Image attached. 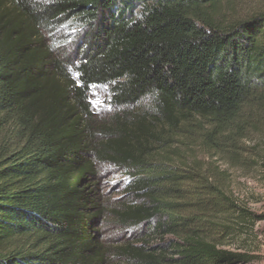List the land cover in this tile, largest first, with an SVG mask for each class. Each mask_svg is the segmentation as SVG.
<instances>
[{
  "label": "trees",
  "instance_id": "trees-1",
  "mask_svg": "<svg viewBox=\"0 0 264 264\" xmlns=\"http://www.w3.org/2000/svg\"><path fill=\"white\" fill-rule=\"evenodd\" d=\"M67 23L71 58L46 43ZM254 135L264 0H0V264L251 263L224 247L261 218L184 154L237 164ZM108 166L131 195L110 206ZM110 223L145 235L115 241Z\"/></svg>",
  "mask_w": 264,
  "mask_h": 264
},
{
  "label": "rangeland",
  "instance_id": "rangeland-1",
  "mask_svg": "<svg viewBox=\"0 0 264 264\" xmlns=\"http://www.w3.org/2000/svg\"><path fill=\"white\" fill-rule=\"evenodd\" d=\"M76 30L72 23L53 27L45 32L46 43L54 45L55 48L60 46L59 52L71 58L74 55L73 48L79 43ZM52 32L53 35L48 37L47 34ZM89 100L97 114L108 115L113 112L105 87H93L89 93ZM144 105L146 106L147 102ZM187 144H192L185 149L187 164L191 166L196 164L204 169L240 207L261 218L253 225L246 224L238 229V234L226 240L224 248L249 254L253 258L249 264H264V139L254 135L234 144V150L238 153L234 155L238 161L237 164H233L226 158H210L198 149L196 142ZM221 144L229 143L222 140ZM100 182V188L104 191L109 206L131 196L125 192L127 181L122 171L109 166L103 168ZM111 224L110 226L106 224L105 234L112 236L116 239L115 241L132 240L145 235V230L118 234V229Z\"/></svg>",
  "mask_w": 264,
  "mask_h": 264
}]
</instances>
